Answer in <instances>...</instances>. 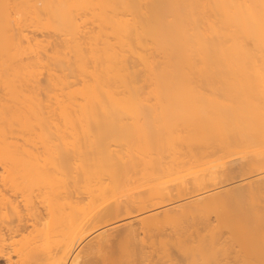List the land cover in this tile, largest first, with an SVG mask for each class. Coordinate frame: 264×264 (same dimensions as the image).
<instances>
[{
	"label": "bare ground",
	"instance_id": "6f19581e",
	"mask_svg": "<svg viewBox=\"0 0 264 264\" xmlns=\"http://www.w3.org/2000/svg\"><path fill=\"white\" fill-rule=\"evenodd\" d=\"M0 88L7 264H264V0H0Z\"/></svg>",
	"mask_w": 264,
	"mask_h": 264
},
{
	"label": "rangeland",
	"instance_id": "374dc122",
	"mask_svg": "<svg viewBox=\"0 0 264 264\" xmlns=\"http://www.w3.org/2000/svg\"><path fill=\"white\" fill-rule=\"evenodd\" d=\"M92 20L90 19L89 20V22H91ZM34 30H37V29H35V28H33ZM52 35H54V34H52ZM55 39V38H54ZM53 39V40H54ZM55 58V55L54 54H52L51 55V64H54L53 63V59ZM65 65H64V67L62 68L63 70H64V74L65 75H68L69 73H68V71H65ZM138 70V72H139V69H137ZM140 73H141V71H140ZM71 81H74L73 79L71 80ZM3 97V94H2V91H1V88H0V98H2ZM40 147V146H39ZM1 171V170H0ZM256 178H255V176H252V177H241L240 176V174H236L233 178H232V180H230V181H228V182H224V180L222 179V181H220L219 182V184L217 185V187L216 188H211V189H208L207 191L209 192V193H211V194H215V193H217V194H219V193H225L226 191H229V190H231V189H235V188H243L248 182H253L254 180H255ZM202 194H204V192H201V193H195V194H192L191 196H188L187 198H185V199H182V200H177L176 201V204L177 205H183V204H185V203H190V202H194V201H196V200H198V199H200L201 198V196L200 195H202ZM214 215H212V220H214ZM113 223V222H112ZM109 224H111V223H109ZM109 224H106V225H102V226H97V227H94V228H91L89 231L90 232H92L91 234H89V235H92V234H94V235H92V236H90L89 238H87L86 240H85V242L82 244V246L81 247H86V245L87 246H91V243H96L95 242V238L97 237V235H98V232H101V231H104V230H106L105 229V227H107ZM96 234V235H95ZM116 233L115 232H112V233H107V234H104L102 237L103 238H109V237H111V236H113V235H115ZM95 237V238H94ZM94 239V240H93ZM89 244H88V243ZM86 243V244H85ZM95 245V244H94ZM88 249H86L85 251H87ZM88 254H89V251L87 252ZM86 255V254H85ZM105 255H107V252L106 251H102V250H98V249H96V251L94 252V254H91V256L90 257H92L93 259H95V260H97V259H101V258H103ZM86 258H88L87 256H86ZM0 264H7V260L6 259H4V260H2V259H0Z\"/></svg>",
	"mask_w": 264,
	"mask_h": 264
}]
</instances>
